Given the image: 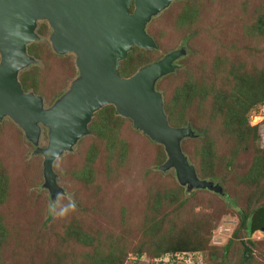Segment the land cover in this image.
I'll list each match as a JSON object with an SVG mask.
<instances>
[{"label": "rangeland", "instance_id": "1", "mask_svg": "<svg viewBox=\"0 0 264 264\" xmlns=\"http://www.w3.org/2000/svg\"><path fill=\"white\" fill-rule=\"evenodd\" d=\"M260 12H264V0H173L146 25L156 46L144 52L133 47L119 62L120 68L129 57V65H137L134 73L183 48L174 70L160 76L154 89L160 93L168 124L191 131L179 145L197 178L213 182L221 192L181 185L174 168H162L167 158L163 145L116 112L123 120L117 122V134L113 135L118 137H114L112 148L109 139L100 137L102 132L90 128L97 120L96 113L109 105L94 112L88 132L53 159L52 190L45 182L41 153L48 145L50 128L38 123L36 134L27 135L10 116H3L0 171L8 180V192L0 203V217L9 237L2 264H56L51 259L58 252L81 257L95 247L107 246H113L114 254L125 255L123 264H216L222 259L227 264H256V260L264 264V231L248 235L239 228L238 219L241 209L248 212L264 204L262 177L245 182L254 154L264 148V126L257 123L264 115L249 114L250 122L257 123L259 137L247 135L235 145L236 138L223 127V115L211 116L209 94L202 103L194 101L187 107L186 123H170L178 116V104L172 114L168 110L169 100L189 74L206 90H218L229 86L226 82L232 81L231 72L239 69L241 60L264 68V38L247 31ZM34 34V40L26 45L32 61L18 70L17 79L24 91L40 98L43 109H50L80 78L76 54L53 48L52 27L46 19L36 21ZM148 51L149 59H145L150 62L143 64L142 56ZM22 81L30 87H23ZM169 192H175L174 199ZM69 200L75 201L77 210L67 218L49 214L50 205L62 207ZM68 230L86 235L90 244L83 245L66 233ZM248 239L251 252H244ZM179 241L198 247L185 250L189 253H180L182 257L177 259L173 251L159 249ZM61 264L66 263L62 260Z\"/></svg>", "mask_w": 264, "mask_h": 264}, {"label": "water", "instance_id": "2", "mask_svg": "<svg viewBox=\"0 0 264 264\" xmlns=\"http://www.w3.org/2000/svg\"><path fill=\"white\" fill-rule=\"evenodd\" d=\"M173 0H0V119L10 116L27 135L36 134L38 123L50 128L48 145L41 150L45 182L55 188L51 162L88 132L97 110L112 105L115 112L133 121L163 145L166 161L181 185L208 187L221 192L213 182L199 180L183 155L179 140L191 133L188 127H173L166 121L155 81L174 70L183 53L178 48L129 76L118 72L120 60L133 47L156 46L146 25ZM133 4V9H130ZM38 19L52 27L51 43L57 52H74L80 78L50 109L40 98L22 89L17 72L31 62L26 45L34 40ZM261 230L264 231V215ZM245 256V259L247 258ZM227 264V263H216Z\"/></svg>", "mask_w": 264, "mask_h": 264}, {"label": "trees", "instance_id": "3", "mask_svg": "<svg viewBox=\"0 0 264 264\" xmlns=\"http://www.w3.org/2000/svg\"><path fill=\"white\" fill-rule=\"evenodd\" d=\"M257 16V20L250 27H248L247 31L252 36L255 35L264 38V12H260ZM134 49L138 50V52L147 51L138 47H135ZM148 53L149 51L147 52V54H144L142 56L143 60H145L144 62H142L143 64L148 62ZM146 57L148 58L145 59ZM129 59V57L125 59V64H123V66L119 68L118 71L121 75L129 76L136 68V64L129 65ZM239 64V69L236 71L233 70L231 72L232 81L226 82L229 86L227 88L221 87L218 90L214 88L206 90L205 85L203 87L197 80H193L192 78H190V74L187 75V78L181 84L182 86L176 88L172 98L169 100L168 110L171 111V114L175 103L179 105L178 116L177 118H172L170 123L174 126L186 123L187 121L183 116L187 107L194 101H197V103H202V101H205L204 99L206 98L207 94H209L210 96H212L211 116H214L216 114L223 115V127L227 129L231 137L236 138L235 145L237 144V139L240 144L244 142L247 139V135H250L253 138H258V128L256 125L250 122L249 114L256 105L264 103V68L260 69L258 68V66L254 65L248 66L244 63L243 60H241ZM22 84L23 87L25 86V88L30 87V85L26 83V81H22ZM180 97L181 99H178ZM176 100L178 101V103L176 102ZM109 106V108L104 109L102 112L98 111L96 113L97 120L94 119V121H92L90 128L92 131H97L100 133L102 132L103 135H100L98 133L100 137H106L107 139H109L112 142L110 146L113 148L114 137H118V135H113V133L117 134V122L123 120V118L115 114L113 106ZM115 149L116 148H114L113 150ZM160 155L164 156L162 149L160 151ZM251 163L252 164L250 170L247 173V179L245 180V182H257L258 179L262 177L261 183L264 184V148H261L260 150H258L257 154H254ZM84 172H86V170H84ZM7 181L8 180L6 179L4 173L0 171V203L4 202L6 199L5 195L8 192ZM168 194H170V198H172V196H175V192H169ZM263 215L264 204L256 206L254 209H251L248 212L244 209H241L238 216L239 228H242L248 235H251L255 230H261ZM237 230L238 229L233 232V235L236 234ZM66 233H70L79 242H82L83 245H88L91 242L89 238H84L86 235H81L77 230H74L73 232H70L68 230ZM8 237L9 229L6 224L2 222V219L0 217V264L3 263L2 251L4 245L8 241ZM230 240L231 239H229L228 242H230ZM248 242L252 241L249 240L246 242V245H244L243 247L244 252H251V248L250 245H248ZM227 244L225 245V251L228 248ZM197 247L198 246L189 245L186 242L179 241L177 244H172L170 246L166 245L164 247L162 246L159 247V249L161 252L173 251L174 253H189V251L185 250ZM224 254L225 253L223 252L222 256H224ZM53 257L54 258H52L51 260H55L56 264H61L62 260L66 264H123L125 259L124 254H114L113 246H107L106 248L95 247L92 253H87L86 255H82L81 257H75L69 253L66 254L64 252H58ZM69 258H74V260ZM222 260L221 262L224 263V260ZM259 261L260 260H256V264H260L261 261ZM237 264L251 263L240 262Z\"/></svg>", "mask_w": 264, "mask_h": 264}, {"label": "clouds", "instance_id": "4", "mask_svg": "<svg viewBox=\"0 0 264 264\" xmlns=\"http://www.w3.org/2000/svg\"><path fill=\"white\" fill-rule=\"evenodd\" d=\"M251 115H252V110L250 112V117ZM252 124L256 125L257 123H252ZM260 124H262V121ZM76 210H77V206L75 201L69 200L68 203L62 207L57 203H53L52 205L49 206L48 212L56 219H65L71 213H74ZM219 263H223V262H219Z\"/></svg>", "mask_w": 264, "mask_h": 264}, {"label": "built area", "instance_id": "5", "mask_svg": "<svg viewBox=\"0 0 264 264\" xmlns=\"http://www.w3.org/2000/svg\"><path fill=\"white\" fill-rule=\"evenodd\" d=\"M254 115L255 116L258 115L259 117L262 116V115H264V103H262V104L260 103V104H258V105L255 106V108L252 110L251 117H253ZM263 120H260L257 123H261V121H263ZM261 126H264V124L262 123ZM261 133H262V138H264V130L263 129H262ZM262 140H264V139H262ZM179 254H180V252L174 253V256H175L176 259L182 257ZM182 254H185V253H182Z\"/></svg>", "mask_w": 264, "mask_h": 264}]
</instances>
